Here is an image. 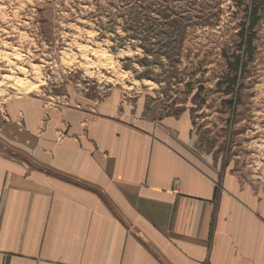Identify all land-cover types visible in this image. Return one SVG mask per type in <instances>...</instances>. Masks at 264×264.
<instances>
[{"label":"crops","instance_id":"0c3cea01","mask_svg":"<svg viewBox=\"0 0 264 264\" xmlns=\"http://www.w3.org/2000/svg\"><path fill=\"white\" fill-rule=\"evenodd\" d=\"M50 104L0 111V264H264V200L187 115Z\"/></svg>","mask_w":264,"mask_h":264},{"label":"rangeland","instance_id":"374dc122","mask_svg":"<svg viewBox=\"0 0 264 264\" xmlns=\"http://www.w3.org/2000/svg\"><path fill=\"white\" fill-rule=\"evenodd\" d=\"M105 99L187 115L264 200V0H0L1 112Z\"/></svg>","mask_w":264,"mask_h":264},{"label":"trees","instance_id":"16d2710c","mask_svg":"<svg viewBox=\"0 0 264 264\" xmlns=\"http://www.w3.org/2000/svg\"><path fill=\"white\" fill-rule=\"evenodd\" d=\"M257 10H255L252 14H251V16H250V20L253 18V21H252V23L250 24V27L252 28L253 27V25L258 21V18L256 17L257 15ZM244 29H246L245 28V26H244ZM242 36H244V32H242ZM248 45H251L252 43H251V40H248ZM230 65L231 66H233V63H230Z\"/></svg>","mask_w":264,"mask_h":264}]
</instances>
